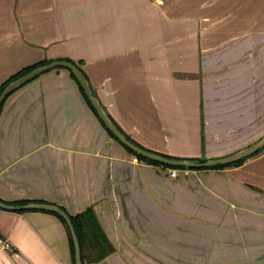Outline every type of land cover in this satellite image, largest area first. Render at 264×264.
Here are the masks:
<instances>
[{
  "label": "crops",
  "instance_id": "crops-1",
  "mask_svg": "<svg viewBox=\"0 0 264 264\" xmlns=\"http://www.w3.org/2000/svg\"><path fill=\"white\" fill-rule=\"evenodd\" d=\"M208 49L228 98L264 119V0H0V84L70 59L121 129L164 155L233 151L205 150ZM170 170L112 138L64 67L3 105L0 198L92 207L115 250L87 264H264V148L239 166ZM0 240V264H74L48 211L0 209Z\"/></svg>",
  "mask_w": 264,
  "mask_h": 264
},
{
  "label": "water",
  "instance_id": "water-1",
  "mask_svg": "<svg viewBox=\"0 0 264 264\" xmlns=\"http://www.w3.org/2000/svg\"><path fill=\"white\" fill-rule=\"evenodd\" d=\"M59 67H64L69 71H72L79 83L83 87L87 97L89 98L91 104L94 106L98 116L105 123L107 128L113 132V134L126 146H128L131 150H133L138 155H143L147 158H150L154 161L161 162L163 164H167L169 166H181L186 169H191L194 167H213L221 164H228L247 156L254 154L259 151L261 148H264V134L261 135L256 140L251 143L240 147L234 151L229 153L216 155V156H204V157H170L168 155H164L149 149H146L131 139H129L124 132L121 131L119 126L115 123L114 119L111 117L104 104L102 103L99 96L93 90L91 83L87 77V75L83 72V70L76 65L75 63L69 60H54L47 64H43L35 67L28 73L18 77L17 79L11 81L0 94V105L2 102L16 89L31 81L33 78L38 77L39 75L55 69ZM0 208L1 209H9V210H45L55 212L62 217H64L69 226L74 246H75V264H83L82 259V249L80 245V241L78 235L75 231L71 218L67 214V212L60 206L47 202H28L23 204H12L3 201L0 198Z\"/></svg>",
  "mask_w": 264,
  "mask_h": 264
},
{
  "label": "rangeland",
  "instance_id": "rangeland-1",
  "mask_svg": "<svg viewBox=\"0 0 264 264\" xmlns=\"http://www.w3.org/2000/svg\"><path fill=\"white\" fill-rule=\"evenodd\" d=\"M210 33V30L208 31ZM210 38V35H209ZM223 56V63L219 68L226 69L227 61V47L220 51ZM205 57V75L202 79L203 91V111H204V126L203 138L205 137V150L219 151V150H236L243 147L263 135L264 119L258 118L260 110L251 113L247 116L249 110L246 108H239V95L236 94V99L232 95V99L228 98V78L225 76L217 77L211 76L212 73V59L211 49L204 51ZM216 62L217 57L212 56ZM208 58V59H207ZM215 73V71H214ZM219 80V82H218ZM217 84H220L219 87ZM233 90V89H232ZM218 91V92H217ZM234 93V91H232ZM239 102V104H238ZM242 104V103H241ZM243 105V104H242ZM243 113L245 115L243 116ZM172 169V168H171ZM212 168H208L211 171ZM191 170V169H184ZM177 169V175H178ZM204 175V174H202ZM203 180H206L203 177Z\"/></svg>",
  "mask_w": 264,
  "mask_h": 264
},
{
  "label": "trees",
  "instance_id": "trees-1",
  "mask_svg": "<svg viewBox=\"0 0 264 264\" xmlns=\"http://www.w3.org/2000/svg\"><path fill=\"white\" fill-rule=\"evenodd\" d=\"M67 60L71 61L70 59H67ZM49 62H50V60L45 59V60L40 61V62H38V63H36L34 65L27 66V67L23 68L22 70H20L19 72L15 73L9 79H7L5 82H3V83L0 84V94L2 93L3 89L11 81H13V80L17 79L18 77H20V76L28 73L29 71H31L35 67L40 66V65H43V64H47ZM71 62H73L76 65H78L74 61H71ZM70 73H71V76L77 82V84H78V86H79V88L81 90V93L83 94L85 100L87 101V103L89 104V106L91 107V109L93 110V112L97 115V117L99 118V120L102 123V125L108 131L109 135L112 138H114L116 141H118L119 143H121L130 153H132L134 156H136L139 160L144 161V162H148V163H151V164H154V165L163 166V167L172 168V169H181V170L186 169L185 167H181V166H178V167L169 166L167 164H163L161 162L154 161V160H152L150 158H147V157H145L143 155H138L133 150H131L128 146H126L125 144H123L113 134V132L110 131L107 128V126L105 125V123L98 116V114H97L94 106L91 104L89 98L87 97V95H86L83 87L79 83L78 79L76 78V76L74 75V73L72 71H70ZM7 98L0 105V114H1L3 105H4L5 101L7 100ZM119 128L121 129L120 126H119ZM121 131L124 132L122 129H121ZM125 134L133 142H135L136 144L140 145L139 143H137L136 141H134L127 133H125ZM140 146H142V145H140ZM260 151H261V149L259 151L255 152L254 154L250 155V156H247L245 158H242L240 160H237V161H234V162H231V163H228V164H221V165H217V166H213V167H203V168L194 167V168H191V169H193V170L208 169V168H212V169H223V168L228 167V166H239V165L243 164L248 158H250L251 156H253V155L257 154V153H259ZM168 156H170V155H168ZM170 157H176V156H170ZM3 201H5V200H3ZM30 201L31 200H22V201H13V202H11V201H5V202L12 203V204H23V203H28ZM17 211H25V210H17ZM48 212H51V211H48ZM51 213L56 214L65 223V225L67 227V230H68V233H69V240H70V244H71V251H72L73 261H74V264H75V246H74V241H73V238H72V235H71L69 226L67 224V221L61 215H59V214H57L55 212H51ZM67 214L71 218V221L73 223V226L75 228V231H76V233L78 235V238H79V241H80V245H81V249H82L83 264H87L88 260L90 262L91 261H99V260L105 258L107 255H109L111 252H113L115 250V247L112 245V243L110 242L109 238L107 237V235H106L105 231L103 230V228H102V226H101V224H100V222H99V220H98V218H97V216L95 214V211H94V209L92 207H89L86 210H84L83 212L78 213L76 215L69 214L68 212H67Z\"/></svg>",
  "mask_w": 264,
  "mask_h": 264
},
{
  "label": "built area",
  "instance_id": "built-area-1",
  "mask_svg": "<svg viewBox=\"0 0 264 264\" xmlns=\"http://www.w3.org/2000/svg\"><path fill=\"white\" fill-rule=\"evenodd\" d=\"M170 174H171V176H176L177 175V169H171ZM0 243H1L2 247H5V248L10 247V244L7 240H0Z\"/></svg>",
  "mask_w": 264,
  "mask_h": 264
}]
</instances>
